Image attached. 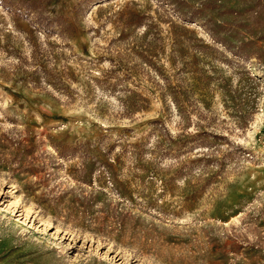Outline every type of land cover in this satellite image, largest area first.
<instances>
[{
  "label": "rangeland",
  "instance_id": "374dc122",
  "mask_svg": "<svg viewBox=\"0 0 264 264\" xmlns=\"http://www.w3.org/2000/svg\"><path fill=\"white\" fill-rule=\"evenodd\" d=\"M0 264H264V0H0Z\"/></svg>",
  "mask_w": 264,
  "mask_h": 264
},
{
  "label": "bare ground",
  "instance_id": "6f19581e",
  "mask_svg": "<svg viewBox=\"0 0 264 264\" xmlns=\"http://www.w3.org/2000/svg\"><path fill=\"white\" fill-rule=\"evenodd\" d=\"M13 212L15 211V210H12ZM23 212V211H22ZM24 214H26V219L27 220H25V221H28V219H30V214H29V212H27V211H24ZM17 215V214H16ZM25 217V216H24ZM31 222V221H30ZM35 226V229H39V228H37V224H35L34 225Z\"/></svg>",
  "mask_w": 264,
  "mask_h": 264
}]
</instances>
